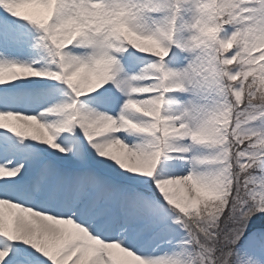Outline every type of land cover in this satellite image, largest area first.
<instances>
[{
    "label": "snow or ice",
    "instance_id": "snow-or-ice-1",
    "mask_svg": "<svg viewBox=\"0 0 264 264\" xmlns=\"http://www.w3.org/2000/svg\"><path fill=\"white\" fill-rule=\"evenodd\" d=\"M0 264H264V0H0Z\"/></svg>",
    "mask_w": 264,
    "mask_h": 264
},
{
    "label": "rangeland",
    "instance_id": "rangeland-1",
    "mask_svg": "<svg viewBox=\"0 0 264 264\" xmlns=\"http://www.w3.org/2000/svg\"><path fill=\"white\" fill-rule=\"evenodd\" d=\"M34 53H36V51H30V52H26L22 58L23 59H26L27 57L31 56V54L33 55ZM41 56H42V59L45 61L46 63V56L44 55V53L40 52ZM179 99L182 101V102H194V103H201V104H207V105H211L214 100H215V97L213 96H208L206 98H202L200 96H194V95H191V94H188V95H184V96H180ZM261 222L260 221H257V224L259 225Z\"/></svg>",
    "mask_w": 264,
    "mask_h": 264
},
{
    "label": "bare ground",
    "instance_id": "bare-ground-1",
    "mask_svg": "<svg viewBox=\"0 0 264 264\" xmlns=\"http://www.w3.org/2000/svg\"><path fill=\"white\" fill-rule=\"evenodd\" d=\"M26 60H39L40 64L43 65L45 64V61L42 59V56L40 54V52L36 51V53H34L33 55L31 54V56L27 57ZM149 251H151V249H148ZM171 251V248H169L168 246H161L158 250H157V255L160 254H165V253H169Z\"/></svg>",
    "mask_w": 264,
    "mask_h": 264
}]
</instances>
